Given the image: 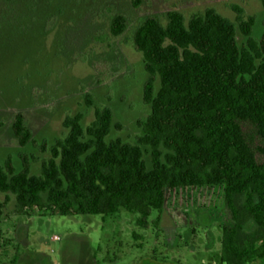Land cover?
<instances>
[{"label": "trees", "instance_id": "obj_1", "mask_svg": "<svg viewBox=\"0 0 264 264\" xmlns=\"http://www.w3.org/2000/svg\"><path fill=\"white\" fill-rule=\"evenodd\" d=\"M232 8L236 24L211 8L188 19L178 11L165 22L146 17L132 35L149 106L135 143L111 139L121 129L111 110L85 94L93 121L83 128L81 112L64 117L61 137L39 147L45 158L36 174L34 157L22 158L19 171L8 157L0 194L28 217L123 210L139 227L153 212L175 228L216 227L221 264H264V33L251 38L253 18ZM127 25L116 14L110 32ZM11 129L20 147L32 142L21 113Z\"/></svg>", "mask_w": 264, "mask_h": 264}, {"label": "rangeland", "instance_id": "obj_2", "mask_svg": "<svg viewBox=\"0 0 264 264\" xmlns=\"http://www.w3.org/2000/svg\"><path fill=\"white\" fill-rule=\"evenodd\" d=\"M135 1L136 5L134 0H0V166L9 157L19 171L22 158L34 157L31 171L36 174L45 158L39 147L61 137L64 117L81 112L83 128L93 121V109L86 106L85 94L95 106L111 110L113 123L121 128H113L111 139L135 143L140 135L138 123L148 116L149 106L142 100L148 75L132 35L146 17L156 16L165 22L168 12L178 11L188 19L211 8L236 24L238 14L232 7H238L243 18L251 16L254 20L251 38L258 40L264 33L259 0ZM116 14L123 15L128 24L118 36L110 32V21ZM236 39L239 46L245 42L238 29ZM17 113L23 115L32 132V142L25 147L19 146L11 129ZM157 216L151 214L154 223L148 222L142 233L149 250L166 245L156 238L159 230H155L153 218ZM113 217L117 218L28 217L17 211L13 199L6 200L0 194V264H72L84 251L92 257L99 245L105 249L116 238L121 248L107 250L119 256L118 250L126 251V244L132 240L136 215L120 210ZM168 223L162 214L159 224ZM203 228L195 229L194 264L205 255ZM183 258L181 264L186 263Z\"/></svg>", "mask_w": 264, "mask_h": 264}, {"label": "crops", "instance_id": "obj_3", "mask_svg": "<svg viewBox=\"0 0 264 264\" xmlns=\"http://www.w3.org/2000/svg\"><path fill=\"white\" fill-rule=\"evenodd\" d=\"M112 218H117L113 217ZM159 216V217H158ZM157 218H153L155 221L154 228L155 230H159L156 234V238L158 241L159 238L163 239V242L166 244L162 249H146L145 246V235H143V230L148 228V224L146 227H139L136 225L135 220L134 230L131 232L132 240L126 244V251L123 252L118 250L120 255L116 256V254H110L109 250L112 246L121 248L122 244L114 239L112 242L109 241L105 245V249L100 248L99 245L96 249L97 253H93L92 257H89L87 251H84L81 255L80 259L77 262H73L72 264H181L180 261L182 257L185 258L186 263L184 264H194L192 261L193 256L195 255L197 247H195L193 241L196 239L197 229L198 227L188 226L185 228H175L172 226L170 220L168 225H160V215ZM151 218L148 219V222ZM169 219V218H168ZM152 220V219H151ZM154 223V222H152ZM216 227H204L202 231L205 238H207L206 242H203L202 250L204 252V258H202L198 264H221L220 263V241H221V233L220 230L215 231ZM142 230V231H141ZM195 230V231H194ZM53 240V238H52ZM211 240V241H210ZM182 246V248H178L177 244ZM103 249V250H101ZM95 252V251H94ZM117 252V251H116ZM17 254L13 255V263L16 260ZM183 258V261H185ZM192 263H191V262Z\"/></svg>", "mask_w": 264, "mask_h": 264}, {"label": "built area", "instance_id": "obj_4", "mask_svg": "<svg viewBox=\"0 0 264 264\" xmlns=\"http://www.w3.org/2000/svg\"><path fill=\"white\" fill-rule=\"evenodd\" d=\"M53 240H58V238L57 237H53Z\"/></svg>", "mask_w": 264, "mask_h": 264}]
</instances>
